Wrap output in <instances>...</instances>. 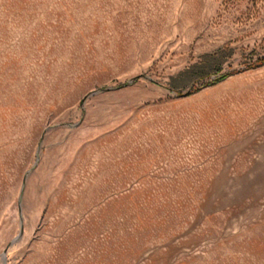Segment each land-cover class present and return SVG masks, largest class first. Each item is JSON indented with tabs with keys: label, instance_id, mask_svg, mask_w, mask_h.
Wrapping results in <instances>:
<instances>
[{
	"label": "rangeland",
	"instance_id": "1",
	"mask_svg": "<svg viewBox=\"0 0 264 264\" xmlns=\"http://www.w3.org/2000/svg\"><path fill=\"white\" fill-rule=\"evenodd\" d=\"M263 57L264 0H0V264H264Z\"/></svg>",
	"mask_w": 264,
	"mask_h": 264
},
{
	"label": "trees",
	"instance_id": "2",
	"mask_svg": "<svg viewBox=\"0 0 264 264\" xmlns=\"http://www.w3.org/2000/svg\"><path fill=\"white\" fill-rule=\"evenodd\" d=\"M262 65H264V57L261 58V59H259V60L256 61L255 63H252V64L248 65L247 70H249V69H253V68H256V67H258V66H262ZM238 72H239V71H238ZM238 72H231V73L224 74V75H222L221 77H219V78H217L216 80H214L213 82H211V83H212L211 85H213V84H217V83H219V82H221V81H223V80H225V79H227V78H229V77H231V76L237 74ZM208 86H210V84L204 85L203 88H204V87H208ZM200 89H201V87H199V88H192L187 94H185V96H191V95H193V94L199 92ZM183 96H184V95H183Z\"/></svg>",
	"mask_w": 264,
	"mask_h": 264
},
{
	"label": "water",
	"instance_id": "3",
	"mask_svg": "<svg viewBox=\"0 0 264 264\" xmlns=\"http://www.w3.org/2000/svg\"><path fill=\"white\" fill-rule=\"evenodd\" d=\"M185 96V95H184ZM21 201V200H20ZM20 239V236L17 237L12 243L11 245H13L14 243H16L18 240ZM4 258H6V253H4Z\"/></svg>",
	"mask_w": 264,
	"mask_h": 264
},
{
	"label": "crops",
	"instance_id": "4",
	"mask_svg": "<svg viewBox=\"0 0 264 264\" xmlns=\"http://www.w3.org/2000/svg\"><path fill=\"white\" fill-rule=\"evenodd\" d=\"M122 190H129V189H127V188H122Z\"/></svg>",
	"mask_w": 264,
	"mask_h": 264
}]
</instances>
